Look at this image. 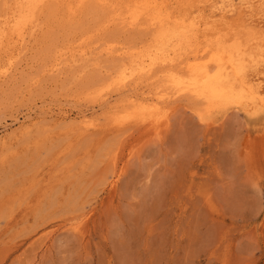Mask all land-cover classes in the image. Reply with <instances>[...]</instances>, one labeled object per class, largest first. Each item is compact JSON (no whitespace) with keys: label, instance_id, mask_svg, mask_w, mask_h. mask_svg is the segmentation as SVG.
Masks as SVG:
<instances>
[{"label":"rangeland","instance_id":"374dc122","mask_svg":"<svg viewBox=\"0 0 264 264\" xmlns=\"http://www.w3.org/2000/svg\"><path fill=\"white\" fill-rule=\"evenodd\" d=\"M174 2L231 52L264 44V0ZM105 21L46 3L23 53L0 48V264H264V58L256 99L178 90L165 66L107 88L43 72L68 46L147 35Z\"/></svg>","mask_w":264,"mask_h":264},{"label":"bare ground","instance_id":"6f19581e","mask_svg":"<svg viewBox=\"0 0 264 264\" xmlns=\"http://www.w3.org/2000/svg\"><path fill=\"white\" fill-rule=\"evenodd\" d=\"M46 3L50 4L51 15L63 14L65 19H70L92 11L101 14L107 26L113 25L117 31L147 33L139 44L125 48L121 45L114 48L107 42L97 48V44H89L93 41L68 46L43 71L46 74L65 68L69 82H73L96 72L102 76L93 81L107 88L113 82H123L135 75H152L157 67L165 66L173 68L171 80L178 90L235 97L236 92L247 89L254 99L263 95L258 72L252 78L247 72L255 70L261 62L259 59L264 58V44L258 51L231 52L223 45L225 39L219 30L199 16H190L188 10H178L174 0H0V48L9 41L18 46L17 56L23 53L28 40L40 29L39 19ZM92 32L93 29L87 35ZM112 54H118L119 64L109 68L111 65L106 66L105 59ZM35 83L31 81L29 87ZM83 118L81 125L85 129L96 127L97 119Z\"/></svg>","mask_w":264,"mask_h":264}]
</instances>
